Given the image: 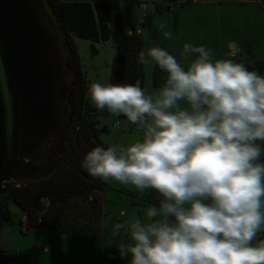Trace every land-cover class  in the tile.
Here are the masks:
<instances>
[{"label":"clouds","instance_id":"9594fccd","mask_svg":"<svg viewBox=\"0 0 264 264\" xmlns=\"http://www.w3.org/2000/svg\"><path fill=\"white\" fill-rule=\"evenodd\" d=\"M190 53L187 67L160 47L137 54L167 74L152 95L138 83L90 85L93 106L126 117L143 138L94 147L81 167L159 195L147 223L117 225L131 241L118 248L127 264H264V75L186 43Z\"/></svg>","mask_w":264,"mask_h":264},{"label":"rangeland","instance_id":"374dc122","mask_svg":"<svg viewBox=\"0 0 264 264\" xmlns=\"http://www.w3.org/2000/svg\"><path fill=\"white\" fill-rule=\"evenodd\" d=\"M64 1L99 2V0ZM209 1L213 3L185 6L181 0H121L118 3L121 25L124 31L132 28L135 32L139 31L142 51L147 52L153 47L163 48L185 67L198 55L196 53L183 55V47L186 43L204 46L211 50L213 62L233 58L227 54L224 56V52L232 51L234 42L241 46L236 55L239 63L262 60L264 28L261 24L259 22L254 26L249 24L247 18L250 17L242 12L239 13L240 8L236 5L226 6L217 0ZM258 2L264 4L260 0ZM198 6L200 9L197 10ZM168 8L170 10L167 13ZM217 9L220 19L224 20L228 17L235 19L233 22L235 28H239L240 25L242 27L239 28L240 34L248 41L241 42L239 35L231 37L237 41H227L229 31L233 32V29L227 26L222 33H219L215 24L216 19L213 17ZM239 16L242 20L238 19ZM262 17H264V6L260 20H263ZM161 23L167 25L163 30L158 27ZM263 23L262 21V25ZM257 26H260V30L256 28ZM163 31L170 32L171 38L165 39ZM73 41L88 87L90 88L92 83L109 84L116 58L112 40L94 44L93 47L97 52L95 55L91 53L89 42L76 39ZM155 66L154 62L142 64L141 88L146 95H152L161 88L153 85ZM256 72L262 75L261 72ZM182 106L187 105L182 104ZM96 117L98 123L96 128L100 130L106 128V132L99 133V141L108 147L112 144L127 147L143 138V133L136 126L131 125L126 118L108 115L105 110H97ZM116 123L118 127L114 128ZM147 195L148 191H137L112 181L103 183L97 192L73 196L69 201L65 217L56 229L58 235L64 234L68 229L67 225H71L76 217V221L70 227L74 232H69L71 235L66 238H59L54 232L26 229L24 212L11 203L10 219L0 226V253L9 257V261L4 264H112L114 261L117 262L116 264H127V261L120 258L118 248L131 241L125 230L117 231V225L133 218L147 223L145 212L151 204ZM44 203L46 205L45 201ZM79 220L82 222L78 223ZM262 235L264 231L257 237Z\"/></svg>","mask_w":264,"mask_h":264},{"label":"water","instance_id":"95a60500","mask_svg":"<svg viewBox=\"0 0 264 264\" xmlns=\"http://www.w3.org/2000/svg\"><path fill=\"white\" fill-rule=\"evenodd\" d=\"M169 8L167 9V13ZM124 60L115 59L114 80ZM75 102L61 25L46 0H0V196L4 184L38 182L65 153Z\"/></svg>","mask_w":264,"mask_h":264},{"label":"trees","instance_id":"16d2710c","mask_svg":"<svg viewBox=\"0 0 264 264\" xmlns=\"http://www.w3.org/2000/svg\"><path fill=\"white\" fill-rule=\"evenodd\" d=\"M52 13L61 25L67 44L71 63V73L74 82L75 102L72 111L70 130L67 133L65 153L56 159L57 168L53 175L38 182L5 183V194L0 196V226L10 219V204L17 206L26 216V229H39L53 232L65 217L70 199L75 195L90 194L101 189L103 182L93 179L81 167V161L94 147L107 148L99 141V133L106 132V128L97 129V109L89 97V87L77 48L73 39L87 41L91 44V53L96 54L93 45L112 40L116 58L124 60L123 78L114 80L111 84H140L142 82V63L138 62L137 54L142 51L140 35L127 36L121 25V15L118 3L121 0H99L96 3L84 1L46 0ZM185 5V4H183ZM132 31L134 29L132 28ZM115 58V59H116ZM239 63L236 58H228ZM249 71H259L264 74V58L260 62L244 64ZM115 69V63L113 70ZM167 74L155 66L153 72L154 87H162ZM106 111V114L109 113ZM121 117H123L121 115ZM124 118V117H123ZM151 204H159V195L148 191L147 199ZM46 202V205L44 203ZM71 225H67L65 234L74 232ZM82 222V221H78ZM77 225V224H76ZM70 228V230H69ZM64 232V231H63ZM70 232V233H69ZM264 240V235L257 237ZM9 261L0 253V264ZM117 262H112L116 264Z\"/></svg>","mask_w":264,"mask_h":264},{"label":"crops","instance_id":"0c3cea01","mask_svg":"<svg viewBox=\"0 0 264 264\" xmlns=\"http://www.w3.org/2000/svg\"><path fill=\"white\" fill-rule=\"evenodd\" d=\"M217 1H220V4H223V5H226V6H229V5H236V6H238L240 8L239 9V13L242 12L247 17H250V18H247L249 24H252L254 26V24L256 22H259L261 24V26L264 28V25H262V21L264 22V17H262L263 20H260L261 10L263 11L264 4L259 3L258 0L257 1L256 0H250V2L247 3V4H241V3H238V2L233 1V0H217ZM260 1H262L264 3V0H260ZM212 3L213 2H211L209 0H199L195 4L208 5V4H212ZM186 5H188V4H185V6ZM244 5H245V7H243ZM196 8H197V10L200 9L199 6L196 7ZM213 17L216 19L215 24H216V28L219 31V33H222L224 27H226V26L229 27L230 29H233V32L232 31H229L230 35L226 38V39H228L227 41H229V42L230 41H233V40L234 41H237L236 39H231V37H233V36L234 37H237V35H239L240 39H242V40H240L241 42L248 41L246 38H242V35L240 34V29L239 28H242V27L239 25V28H235L236 25L233 23L235 21V19L233 17H228V18H226L224 20L220 19L219 10L218 9L215 11V16H213ZM254 18L256 20H254ZM238 19H241L242 20V17L239 16ZM256 28H259V30H260V26H257ZM236 30H238V31L236 32ZM233 44H234V46H232V51L236 49L235 53H232V51H230L229 53H225L224 52V56L227 54V55H230L231 57L233 56V58H236V55L238 54L239 48L241 46L239 44H237L236 42H234ZM251 44H253V43H251ZM252 48H253V46L251 47V50H252ZM262 60H260V61H262ZM256 62H258V61H256ZM53 232L56 233V235H58L56 231H53ZM68 235H71V234H65L64 233V234H59L58 236H59V238H61V237L62 238H66V236H68Z\"/></svg>","mask_w":264,"mask_h":264},{"label":"built area","instance_id":"2783aa9c","mask_svg":"<svg viewBox=\"0 0 264 264\" xmlns=\"http://www.w3.org/2000/svg\"><path fill=\"white\" fill-rule=\"evenodd\" d=\"M198 1L199 0H181L182 4H195ZM233 1H236V2L241 3V4H247V3L250 2V0H233ZM140 8L143 9L142 7H140ZM125 32H126L127 36H132L134 33L139 35V31L133 32L132 29L131 30H126ZM124 118H126V117H124ZM113 127L117 128L118 124L116 123Z\"/></svg>","mask_w":264,"mask_h":264},{"label":"flooded vegetation","instance_id":"af4514ba","mask_svg":"<svg viewBox=\"0 0 264 264\" xmlns=\"http://www.w3.org/2000/svg\"><path fill=\"white\" fill-rule=\"evenodd\" d=\"M70 130V129H69ZM68 130V132H69ZM67 132V133H68ZM67 136V134H66ZM46 156L52 161V162H57L56 159L61 157L59 155H57V152L55 150V146L53 144H50L48 147H47V151H46Z\"/></svg>","mask_w":264,"mask_h":264},{"label":"bare ground","instance_id":"6f19581e","mask_svg":"<svg viewBox=\"0 0 264 264\" xmlns=\"http://www.w3.org/2000/svg\"><path fill=\"white\" fill-rule=\"evenodd\" d=\"M232 52H234V53H235V50H233Z\"/></svg>","mask_w":264,"mask_h":264}]
</instances>
